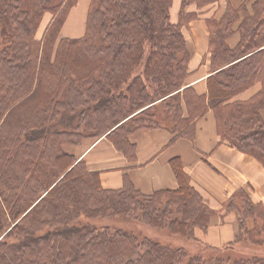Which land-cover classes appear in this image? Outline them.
<instances>
[{"label": "trees", "instance_id": "trees-1", "mask_svg": "<svg viewBox=\"0 0 264 264\" xmlns=\"http://www.w3.org/2000/svg\"><path fill=\"white\" fill-rule=\"evenodd\" d=\"M181 1L174 24L173 0H90L85 35L70 39L60 33L77 0H0V236L9 229L0 264H264V209L245 192L241 226L253 217L256 228L213 248L194 233L214 212L180 159L170 162L178 188L144 195L131 182L104 188L100 172L63 150L106 136L132 159V134L163 128L192 141L212 111L221 139L264 167V0H225L207 19L208 96L184 88L183 28L197 17L187 7L219 0ZM257 83L251 99L234 100Z\"/></svg>", "mask_w": 264, "mask_h": 264}, {"label": "crops", "instance_id": "crops-1", "mask_svg": "<svg viewBox=\"0 0 264 264\" xmlns=\"http://www.w3.org/2000/svg\"><path fill=\"white\" fill-rule=\"evenodd\" d=\"M224 1L198 10L196 5L186 12L197 17L189 22L188 48L191 53L189 76L184 88H191L199 95L208 96V78L214 74L211 68L210 30L207 19L221 16ZM233 2H236L232 0ZM78 4V0H77ZM77 4L71 9L61 30V38L79 39L86 33L90 6L83 17V26L71 24ZM238 2L235 3L237 7ZM182 1L173 0L170 20H180ZM66 32H77L73 37ZM262 89L260 83L239 94L234 100L247 101ZM264 117V109L261 111ZM167 129H141L129 137L136 148L130 159L115 148L106 137L88 139L78 146L63 150L77 161L83 160L91 171L100 172L104 188L119 190L126 182L144 195H153L164 190H176L178 181L171 167V160L180 159L191 185L200 194L205 205L214 212L207 229L196 228L195 238L213 248H223L241 241L244 230L252 231L258 221L247 218L241 226L242 199L245 192L251 202L264 209V167L252 156L240 152L219 136L217 122L212 111L195 121L194 139H174ZM232 201V207L228 205Z\"/></svg>", "mask_w": 264, "mask_h": 264}, {"label": "rangeland", "instance_id": "rangeland-1", "mask_svg": "<svg viewBox=\"0 0 264 264\" xmlns=\"http://www.w3.org/2000/svg\"><path fill=\"white\" fill-rule=\"evenodd\" d=\"M88 6H89V0H78V4H77L76 10L74 12V16L75 17H74V19H72L71 24H73L75 22L76 24H78V25L82 26V28H84V26L82 25L83 24V17L86 15V12L88 11ZM52 19H53V15L50 12H47V13L44 14V16L42 17L41 22H40V24L38 26V29L36 31V39L42 40L44 38L46 29L50 25ZM183 33H184L183 35H184L185 42H186V45H187V44H189V42H188L189 34L186 32L185 28H183ZM65 35L69 36V37H73V36L77 35V32H75V33L66 32V33H64V36ZM60 37H62V35ZM239 39H240V34L236 33L234 36H232L229 39V42L232 45H234V44H236L239 41ZM187 49L189 51L188 45H187ZM189 54H190V59H191L190 51H189ZM190 59H189V62H190ZM189 74H190V72H189V63H188V74H187L186 78L184 79L183 83H185V81H186L187 77L189 76ZM194 93L197 94L195 91H194ZM197 95L198 96H205V95H199V94H197ZM158 109H160V108H158ZM95 132L96 131H94L93 133H95ZM99 132L100 131H97L96 133H99ZM88 139H94V138H87L85 140H88ZM183 139H185V138H183ZM85 140H83V141H85ZM80 144H78V145H80ZM66 145H67L66 148L73 147V146H78V145H70V144H66ZM1 190L4 191V193H5L7 191V187H4L1 184ZM7 231H9V229L6 230L3 235L0 236V240L3 239V237L6 235ZM8 241H9V244H18V238H15V237L10 238Z\"/></svg>", "mask_w": 264, "mask_h": 264}]
</instances>
